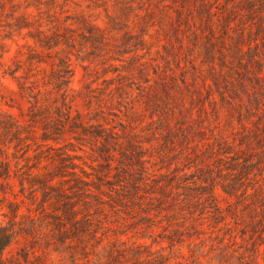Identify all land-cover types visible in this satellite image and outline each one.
I'll return each instance as SVG.
<instances>
[{
    "label": "rangeland",
    "instance_id": "374dc122",
    "mask_svg": "<svg viewBox=\"0 0 264 264\" xmlns=\"http://www.w3.org/2000/svg\"><path fill=\"white\" fill-rule=\"evenodd\" d=\"M212 2L218 13L217 22L223 15H231L240 30L242 20L251 21L242 0ZM199 3V0H0V56L6 65L15 67L14 60H20L21 65L17 72L19 79L0 76V108L19 115L30 101L19 87V81L29 84V79L21 77L25 71L34 68L30 73H35L44 67L47 72L51 68L63 71L66 62L61 86L73 111H80L84 120L94 117V122L116 131L121 149L129 148L128 139L142 143L149 162L141 181L156 178L163 183L174 179V186H193L191 181L201 176V169L214 158L209 157L208 151L201 155L195 144L214 141L215 136L232 139L242 128L237 108L246 112L248 93L258 87L246 79L250 88L246 92L237 84L242 75L231 54L221 65L225 48L218 38L213 37L219 46L209 52L212 37L204 26ZM261 4L264 5V0L258 2V7ZM21 18L32 26L23 27ZM37 29L43 31L41 35L50 36L43 46L30 34ZM220 29L221 26L216 28V35ZM230 43L229 38L226 45ZM34 52H37L35 61L31 62L28 57ZM260 54L264 57V50ZM37 58L47 63H37ZM212 67L219 77L213 75ZM39 85L44 89L41 81ZM217 122L221 129L216 128ZM77 153L81 155L79 163L88 171L99 174L105 169L101 165L106 163V155L90 146L78 148ZM115 153L114 165L121 156L118 150ZM128 167L130 170L121 173L124 183L136 174L132 163ZM185 174L195 176L188 178ZM155 185L151 182L149 188L153 190ZM218 193V203L225 207V194L221 189ZM155 195L160 197L159 193ZM146 199L143 207L137 201L115 204V208L108 204L102 207L96 215L106 233L104 244L121 238L128 245L144 244L171 252L175 258H187L190 262L199 259L204 264H237L245 246H251V240L244 241L241 236L247 229L243 219H251L246 210L241 209L235 217L223 209L225 217L219 221L214 208L205 201L188 209L166 200L160 204L150 196ZM3 257L11 264L64 261L63 256L37 243L33 245L24 236L15 239L4 250Z\"/></svg>",
    "mask_w": 264,
    "mask_h": 264
},
{
    "label": "trees",
    "instance_id": "16d2710c",
    "mask_svg": "<svg viewBox=\"0 0 264 264\" xmlns=\"http://www.w3.org/2000/svg\"><path fill=\"white\" fill-rule=\"evenodd\" d=\"M199 1L200 15L212 37L209 52L219 46L214 40L218 38L220 46L225 48L220 57L221 65L227 61V54L239 64L238 72L242 77L237 84L248 90L246 92L250 89L246 79L258 85L251 89L252 94L248 93L246 112L237 108L241 130L238 129L232 139L215 136L214 141L208 139L207 143L195 144L201 155L208 151L209 157L214 158L201 169L202 175L191 181L193 186H174V179L163 183L156 178L141 181L140 176L143 178L147 173L146 163L149 162L142 143L128 139L129 148L121 149L116 131L94 122V117L84 120L80 111H73L61 86L65 81L62 73L68 63L63 62V71L51 68L47 72L45 67L35 73H30L34 68L25 71L21 77L29 79V84L19 81V87L23 95L30 97L27 109L17 115L0 108V209H3L0 264H11L3 257V252L19 236L63 256L62 264H204L199 259L181 260L171 252L154 250L144 244L128 245L121 238L103 243L106 233L96 215L102 207L108 204L115 208V204L129 205L131 201L143 207L149 196L157 198L160 204L166 200L172 205H186L188 209L205 201L214 208L219 221L225 217L223 209L235 217L241 209L246 210L251 219H243L247 229L241 236L244 241L250 239L251 246H245L237 264H264V57L260 54L264 50V5L258 7L260 0H242L251 21L242 20L237 30L231 15H223L219 22L215 20L218 13L212 7V0ZM258 8L261 11L258 12ZM21 19L23 27L32 26L30 21ZM219 26L222 30L216 35ZM42 32L37 29L30 34L43 46L50 36L41 35ZM229 38L231 43L226 45ZM36 54L31 53L28 59L34 62ZM14 62L15 67L6 65L0 56V76L19 79L20 60ZM36 62L47 63L41 58ZM211 72L219 77L215 67ZM49 84H53V88H49ZM215 126L221 129L220 122ZM83 146L106 155V163L101 165L105 169L99 174L79 163L81 155L77 149ZM115 150L121 155L116 165ZM131 163L136 174L124 183L121 173L130 170ZM151 182L156 184L153 190L149 188ZM218 189L225 194V207L218 203ZM157 193L160 197L155 195Z\"/></svg>",
    "mask_w": 264,
    "mask_h": 264
}]
</instances>
